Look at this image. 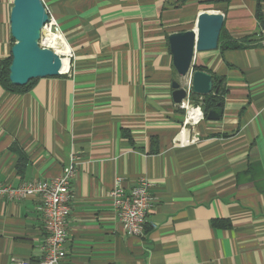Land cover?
<instances>
[{
  "label": "crops",
  "instance_id": "1",
  "mask_svg": "<svg viewBox=\"0 0 264 264\" xmlns=\"http://www.w3.org/2000/svg\"><path fill=\"white\" fill-rule=\"evenodd\" d=\"M13 2L0 0V63L14 43ZM43 2L73 55L22 92L0 84V180H49L76 156L60 264H264V0ZM212 10L243 45L197 54L224 90L223 116L204 112L185 130L169 34ZM141 178L157 198L144 237L126 233L111 196ZM38 203L0 198V264L42 259Z\"/></svg>",
  "mask_w": 264,
  "mask_h": 264
},
{
  "label": "water",
  "instance_id": "2",
  "mask_svg": "<svg viewBox=\"0 0 264 264\" xmlns=\"http://www.w3.org/2000/svg\"><path fill=\"white\" fill-rule=\"evenodd\" d=\"M49 21V14L43 0H14L10 12V32L14 39L11 47L12 62L9 77L13 84L25 85L35 78L58 76L63 71V59L53 49L43 47L39 40L43 26ZM224 24V15L219 11L200 12L194 27L169 34L173 64L180 80H173V99L182 103L190 93L207 95L214 89L213 75L202 69H195L199 52L218 48L219 37ZM190 77L189 84L182 79ZM223 107L218 103L206 117L220 120Z\"/></svg>",
  "mask_w": 264,
  "mask_h": 264
},
{
  "label": "built area",
  "instance_id": "3",
  "mask_svg": "<svg viewBox=\"0 0 264 264\" xmlns=\"http://www.w3.org/2000/svg\"><path fill=\"white\" fill-rule=\"evenodd\" d=\"M47 12L49 21L41 30L40 45L53 49L62 59L71 57L73 51L67 44L60 24L48 9ZM67 70H63L62 73ZM190 90L191 85L188 87L187 98L180 104L186 109L183 126L185 130L186 126L198 124L205 118L200 103L190 104ZM76 165L77 158L72 156L70 165L65 167L59 176L49 180L35 179L18 186L0 180V198L7 196L19 199L36 196L39 199L37 209L44 218L47 232L43 245L44 255L39 262L12 260L10 264H60L66 258L65 243L69 236L67 221L71 213L73 198L71 181L76 174ZM152 186L153 184L147 178H141L130 192H125L118 186L111 192L113 205L126 233L139 237L146 235L147 216L157 203V198L151 190Z\"/></svg>",
  "mask_w": 264,
  "mask_h": 264
},
{
  "label": "trees",
  "instance_id": "4",
  "mask_svg": "<svg viewBox=\"0 0 264 264\" xmlns=\"http://www.w3.org/2000/svg\"><path fill=\"white\" fill-rule=\"evenodd\" d=\"M242 45L243 44L239 43L237 40L229 39V37L225 34V32L221 30L218 46H221L222 48L230 49V48H239ZM11 62H12V55L8 56L7 58L1 61L0 84L7 91L22 92L26 90L37 78L30 80L25 85L13 84L9 77V66ZM195 69H203V68L197 65ZM218 84H219L218 82L214 83V89L217 87ZM223 94H224V90L222 88H220L217 92L213 91L212 93L204 95L202 97L201 95H196L195 93H192L193 95L192 100L202 104L203 111L207 114L209 110L215 107L218 103L222 104Z\"/></svg>",
  "mask_w": 264,
  "mask_h": 264
},
{
  "label": "bare ground",
  "instance_id": "5",
  "mask_svg": "<svg viewBox=\"0 0 264 264\" xmlns=\"http://www.w3.org/2000/svg\"><path fill=\"white\" fill-rule=\"evenodd\" d=\"M68 68V60L63 59V70H66Z\"/></svg>",
  "mask_w": 264,
  "mask_h": 264
}]
</instances>
